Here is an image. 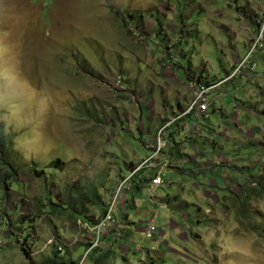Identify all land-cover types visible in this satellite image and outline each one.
<instances>
[{
	"label": "rangeland",
	"instance_id": "374dc122",
	"mask_svg": "<svg viewBox=\"0 0 264 264\" xmlns=\"http://www.w3.org/2000/svg\"><path fill=\"white\" fill-rule=\"evenodd\" d=\"M263 24L264 0H0V141L24 170L9 183L0 167V264L79 263L91 238L60 209L95 222L131 171L174 165L184 146L163 128L199 87L212 103L193 146L215 186L164 172L172 184L133 192L124 235L153 219L163 238L135 235L157 257L132 261L264 264V193L242 178L264 158Z\"/></svg>",
	"mask_w": 264,
	"mask_h": 264
},
{
	"label": "crops",
	"instance_id": "0c3cea01",
	"mask_svg": "<svg viewBox=\"0 0 264 264\" xmlns=\"http://www.w3.org/2000/svg\"><path fill=\"white\" fill-rule=\"evenodd\" d=\"M181 113L182 112H180V110H179L177 117H175L169 121V122L173 121L172 123L174 124V127L169 129V134H172L173 136L171 138L174 139L176 143L180 142L184 146V148H183V150L176 152V157H174L172 155L169 156L172 158L174 165L171 164L169 169L165 170L164 172H169L170 178H175L177 176V174H179L181 176L186 175V176L190 177V174L192 172L191 178H195V177H198L200 175L201 176L203 175V177H202L203 181L212 185V184H214L211 180L213 178L208 177L209 174H206L207 173L206 172L207 164L205 163L206 160L204 161L203 159H205V158L202 159V157L201 158L199 157L200 155H198L197 150L193 146L194 141H198L197 139H199L200 137L206 136V134L202 130H198L195 134L193 132L194 130H192L194 128L198 129V123L202 119H197L196 117L194 118L192 115L180 117ZM188 120H190V121L188 122ZM196 121H198V122L195 123ZM169 122H167L165 125H167ZM193 126H195V127H193ZM183 132H185V134L183 137H181V133H183ZM190 133H192V134L190 135ZM192 138H195L194 141ZM185 155H187L189 158H191V160H189V162L187 161V163L185 161L183 163H180V161L183 159V157ZM197 158H199V160ZM177 161H179V162L177 163ZM202 161H204V163H202ZM179 164L180 165L183 164V165L177 167L176 165H179ZM172 166H176V167H173V169H171ZM174 168H177V169H174ZM222 168H223L222 166H220V167L216 166L215 167V169L220 170V172L223 171ZM176 170H178L177 173L174 172ZM197 171H200V172L198 174H196ZM227 171L228 170L226 168V172H223L222 175H225L227 173ZM129 174H127L125 177H127ZM137 175H138V173H137ZM144 176L149 178L150 174H147V175L143 174L142 177H144ZM138 178L139 177H137V178L135 177L133 181H130L129 185L123 190L122 195L119 198V201H118L117 207H116V221H117L116 226L113 229L108 230L104 233L100 247L97 248L93 253H91L87 257L84 264H137V263H134V261H132V260H136L139 263H142V262L146 263V261H144V260H148L146 258L148 255L150 258V262H152V260H154L157 257V256H154L155 257L154 258L152 256V253H154V252H150L149 250H145V252H146V254H145L142 251L144 249L139 248L140 245L134 244L135 235H137V234H139L140 236L143 235V231L147 227L145 225L146 222H144V223L140 222V221L137 222V225H135L134 229L131 231V233L134 234L131 238H126V235H124L125 234L124 232L128 231L130 229V227L132 226V223L130 222V216H129L130 211H127V208H131V206L133 208H135V206H136L132 200L131 195L133 194V192L141 191L145 186H148V184H149V182L147 184H143V185L141 184L140 187L138 188V190H134L135 185H137L136 180L138 181ZM166 182H168L167 184H172L173 180L166 179L165 183ZM216 184H217L216 186H219L218 181ZM214 186H215V184H214ZM162 187H160L159 189H161ZM210 187L211 186H209L208 188H210ZM208 188H207V190H208ZM209 192H211V191L208 190L206 193H209ZM208 199L209 198H206V202H205L207 205L210 203V201ZM184 203H186L187 205L190 204V202H187V201H185ZM201 205L204 206V203H201ZM178 206L180 207V205H178ZM184 221H185V224L183 225V227H184L183 233H185V234H181L180 239H182L184 241H189V239L186 237L187 236V229L186 228H189V224L187 223V221H188L187 219H185ZM143 224L146 227L143 228ZM171 225H172V227H176V225H174V224H171ZM119 242H122V245L118 248L117 252H114L113 251L114 245H117ZM83 246L84 245H82V246L80 245L79 247H82L85 249L86 247L85 246L83 247ZM72 264H74V263H72Z\"/></svg>",
	"mask_w": 264,
	"mask_h": 264
},
{
	"label": "built area",
	"instance_id": "2783aa9c",
	"mask_svg": "<svg viewBox=\"0 0 264 264\" xmlns=\"http://www.w3.org/2000/svg\"><path fill=\"white\" fill-rule=\"evenodd\" d=\"M263 28H264V24H263ZM262 34L263 33H260L261 37H262ZM254 65L255 64H253V66ZM210 89H211L210 87L209 88L199 87L194 92V95L192 96V98L190 99V101L188 102V104L186 105V107L184 108L182 113L180 114V117L192 115L194 118L196 117L197 119H203V120L208 119L207 113H208V109L210 108V105L212 103V101L209 100ZM167 126L168 125L164 126L163 130L165 128H167ZM162 131L159 132L158 147L154 152L156 154L160 151V149L163 146V145L162 146L160 145V140H161L160 134H162ZM165 134L166 133H164V135ZM152 158H153V153H151V157L146 158L142 164L143 165L146 163L150 164L148 162ZM170 164H171V161H169V162L167 161L164 164L165 166H162V168H160V169H157V168L150 169L151 170V180L147 186L149 188V196L153 195L156 190H158L160 187H162L165 184V181L163 178L164 167H168V166H170ZM140 168H142V167H137L135 169V171H132L127 177H124V180L121 183V185L119 186V188L121 189L123 187V190H124L129 185L131 178L138 172V170ZM118 196L119 195L117 194L115 196L114 200L109 204V206H107L106 211H105L106 213H105L104 217L102 219H99L97 221L96 225L90 227L86 224H81L80 222H78V224H80L83 228V230H82V228H80L82 230V232H84L86 234V236H90L91 242L89 245H87V248H86L87 250L84 252V256L81 258L80 262L77 264H84L87 257L91 253H93L97 248L100 247L104 233L108 230L113 229L116 226V224H117L116 207H117V203H118L119 198H120V196L119 197ZM143 235H144V238L148 241H154V242L159 241L160 242L161 239L163 238V231L156 228V226L153 222V219H152L150 221V223H148L147 227L144 229ZM142 251L146 254L145 250H142ZM152 252H154V250H152Z\"/></svg>",
	"mask_w": 264,
	"mask_h": 264
},
{
	"label": "trees",
	"instance_id": "16d2710c",
	"mask_svg": "<svg viewBox=\"0 0 264 264\" xmlns=\"http://www.w3.org/2000/svg\"><path fill=\"white\" fill-rule=\"evenodd\" d=\"M172 136H173L172 134H169V138L170 139H172L171 138ZM9 143H10V139L0 141V146L2 148L1 151H0V161H1L0 167H2L5 171H7L9 173V175H10L9 183H11L12 176L13 177H16V176L19 177L20 172L23 173L24 170H21V171L18 170V167L16 166V164L13 163V161L11 160V158L10 157H6V153H7L6 152V150H7L6 145H8ZM248 147H251V149L248 150V152H250V154L255 151V149H254L253 146H248ZM247 156H248V154H247ZM262 156H264V151L262 152ZM238 158H240V157H238ZM244 160H245V158L242 159L241 161H244ZM249 160H250L249 157H247V159L244 161L245 164H247V161H249ZM59 163H60V161L58 160L54 164H51V165H54L52 167L57 168L58 165H59ZM257 163H259V164H258V167H256L255 169H253V168L250 169V168L245 167V170H247L248 175H243L242 178H243L244 182H245V179H246L248 181V183H246V184H249V185H246V187H244L243 189L245 190V188L246 189L248 188V189H253L254 190L255 188H257V185H259V187H258L259 193H264V158L261 159L260 161H257ZM234 164H238V163H234ZM179 166H182V165H180V164L177 165V167H179ZM217 167H220V166H217ZM29 169H31V171H33V173H35V170H33V168H29ZM215 170H213V171H215ZM142 172H143V170H141V168H140L137 173H139V175H141L140 173H142ZM219 172H220V170H219ZM209 173H210V171H209ZM206 174H208V173H206ZM36 175L39 177V175H41V173H38ZM220 175H221V173H220ZM137 177H138V175L136 176V178ZM224 177H225V175H224ZM134 178L135 177H133V179L131 181H133ZM253 179H255V180H253ZM150 180H151V175L149 176V178H147L146 176L139 177L138 178V181L136 180L137 185H135V189L134 190H138V188L140 187L141 184L143 185V184H147L148 182L150 183ZM244 182H242V184L239 185L240 186V189H242V187L244 186ZM11 185H12V188L18 187V185L17 184H14V183L11 184ZM250 186H252V187L249 188ZM227 189L228 188H226V190ZM7 192L8 191L5 192L6 193L5 194V198L6 199H8L7 198ZM255 193H257V192L255 191ZM8 197L10 198L9 195H8ZM48 203H49V208H51V211H49V212H46L45 211L44 213H46V214H49V213L50 214H53L54 212L52 211V208H53L54 205H51V201L50 202L48 201ZM76 206H80L81 207L80 210H78L77 207H74V205H70V203L68 202V203L65 204V207H63V208L60 209L61 211L58 212V213H60V214L62 212H63V214L65 213V215L69 218V221L70 222H73V221L78 222L77 216H82L81 218L84 219V222H80L79 221L81 224H86V225H88L90 227L96 225V223H97L98 220L94 222L90 218L89 219H86V217L84 216V214L81 213V212L84 211L83 210V204L82 203L77 202L76 203ZM58 207H59V205H58ZM100 208H101L102 215H103L102 217H100V219H102L104 217L105 213H106L105 212L106 210L103 207H100ZM68 210H71V211L69 212ZM72 215L76 217L75 220H74V217ZM47 264H59V263H56V262H54L52 260V261H49Z\"/></svg>",
	"mask_w": 264,
	"mask_h": 264
},
{
	"label": "clouds",
	"instance_id": "9594fccd",
	"mask_svg": "<svg viewBox=\"0 0 264 264\" xmlns=\"http://www.w3.org/2000/svg\"><path fill=\"white\" fill-rule=\"evenodd\" d=\"M215 108H216V106H215Z\"/></svg>",
	"mask_w": 264,
	"mask_h": 264
}]
</instances>
